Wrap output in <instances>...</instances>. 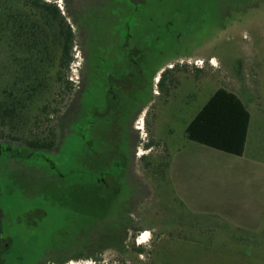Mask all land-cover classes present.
<instances>
[{"label":"rangeland","instance_id":"374dc122","mask_svg":"<svg viewBox=\"0 0 264 264\" xmlns=\"http://www.w3.org/2000/svg\"><path fill=\"white\" fill-rule=\"evenodd\" d=\"M141 14L140 59L122 71L105 58L107 32L93 31V81L77 91L87 113L73 134L59 44L47 39L42 62L30 65L36 52H17L10 36L0 45V104L23 103L27 121L0 130V143L14 145L4 154L28 146L31 131L55 128L57 145L65 140L37 162L0 157V227L10 240L2 264H264V0H142ZM81 62L64 73L83 78ZM219 89L251 114L242 157L187 137ZM56 107L65 114L45 122ZM34 209L46 215L33 227L22 217Z\"/></svg>","mask_w":264,"mask_h":264},{"label":"trees","instance_id":"16d2710c","mask_svg":"<svg viewBox=\"0 0 264 264\" xmlns=\"http://www.w3.org/2000/svg\"><path fill=\"white\" fill-rule=\"evenodd\" d=\"M44 5L46 7H44ZM44 5L41 0H0V45L7 41L10 36V39H12V46L18 49L17 52L20 53V51L22 52V50H24V52L31 57L34 55V52H36L34 59L38 60L40 58V50H47L50 47L47 40L48 33L41 30L43 22L45 21V24L49 26L52 24V20L56 19L58 24H60L61 20L59 19L60 14H57L59 13L57 8H54V11L51 9L50 5ZM44 8V13L46 14L42 13V9ZM9 32H11V34H9ZM59 32L60 35H57V38L60 40V43L57 44H59L58 47L61 48L62 57H64L69 50V35H66L67 31L62 24L60 25ZM26 60L28 65L38 64V61L33 63L30 61L31 59ZM22 61H24V59ZM59 68L60 72L57 74V81L59 83H64V88L67 89L68 92H71L70 82L68 79L65 80L62 76L63 68L67 69V67L61 65ZM28 72V78H30L33 73L35 74V71L32 73L30 69ZM164 76L165 75L161 78L162 81L165 80ZM36 91V87L32 89L33 93H36ZM24 109H26V107H24L23 103L19 104L13 102L10 106L0 104V130L3 132L4 128L9 127L12 133L20 132L22 127L27 123L26 119L22 116L25 111ZM43 113L45 114L44 120L47 123L51 122L49 117L51 113L57 114L58 118L65 114L57 107L56 110L52 111H47L46 109ZM250 123L251 114L242 99L233 92L219 89L192 120L186 129V133L188 139L192 142L230 155L242 157L246 151ZM40 131L41 129L38 133L36 131H31V141L26 140L30 148L33 149V151L30 152L29 159L33 157V159H35L36 153L43 151V149H45V151L52 150L57 144L58 135L55 128H50L47 132L43 130L41 133ZM12 138L17 140L16 136H12ZM61 146L63 149L65 140H63ZM16 149L19 151L14 153L15 156H26V153L21 152V148ZM44 162L45 165L49 163L46 159H44ZM53 168L56 169L57 167L54 166ZM101 189L97 188L99 194L103 196L102 198L105 201V192ZM114 241V238L110 239L109 244ZM89 258L88 256H81L75 259ZM58 263L62 264L63 262Z\"/></svg>","mask_w":264,"mask_h":264},{"label":"flooded vegetation","instance_id":"af4514ba","mask_svg":"<svg viewBox=\"0 0 264 264\" xmlns=\"http://www.w3.org/2000/svg\"><path fill=\"white\" fill-rule=\"evenodd\" d=\"M43 5L47 4L51 6V9L55 11L57 8L60 14L59 19L60 24L56 22V19L52 20V24L49 26L45 24V21L42 24L41 30L45 33H48L47 39L49 42H51L53 45L60 43V40L57 38V35H60V25L62 24L64 26V29L67 31L66 35L68 36L69 40V50L68 53L64 55V57H61L58 59V66L61 67V65H64L67 67V69L72 70V66L77 62L78 59L81 58V67H84L83 70L86 72V75L81 78L78 77V75L74 76V74H65V70L63 68V77L65 79H68L71 86V107H70V114H71V122L70 130L73 134V130L71 129L73 127V123L77 122L79 114L87 113L85 112L81 107L78 106V96L77 91H80L79 96L80 98L83 97V95L87 92H89V83L90 81H93V70L91 69V61H92V52L94 50L93 47V31L95 28L101 29V27L104 28V30L107 32V35L109 36L110 43L108 44L109 50H111V53H108L106 55V59H112L113 63L116 65L118 64L119 71H122L124 67L126 66H134L138 65L139 62V42H140V28H141V9H142V0H41ZM44 7H46L44 5ZM55 8V9H54ZM128 11V13H127ZM45 12V8L42 9V13ZM51 22V21H50ZM58 31V32H57ZM69 32V33H68ZM62 39V38H61ZM46 40V38H45ZM58 41V42H57ZM62 41V40H61ZM85 41V42H84ZM98 48V47H97ZM83 52V58H78V50ZM66 56V57H65ZM112 56V58H111ZM114 57V59H113ZM31 62L38 61V64L42 61L38 60H30ZM108 62V60H105V62ZM29 62V60H28ZM109 64V63H108ZM114 64L112 66L109 64L108 67H111L112 72L114 70ZM102 66V65H100ZM122 69V70H121ZM172 71V68H168ZM72 72V71H71ZM114 73V72H113ZM166 73V72H165ZM164 74V73H163ZM163 76V75H162ZM58 77V75H57ZM102 83L110 82L114 78V74L108 73L101 76ZM162 78V77H161ZM81 79L82 81H85L84 84L81 86ZM161 80V79H160ZM104 89V86H103ZM110 92V90L108 91ZM61 123V122H60ZM61 126V124H59ZM6 144V146L11 145L14 147L13 144H7V143H0V157L5 156V163H9V160H13L15 163H20V160H29L32 163L37 162L35 159H29L30 152L33 151V149L30 148V146L22 147L21 152L26 153V156L19 157L18 155H14L13 151L8 147L7 153L4 154L3 152V146ZM62 144H59L52 149L41 152H37L35 156H38L40 154H43L44 156H52L56 155L54 154L55 150L61 151L62 150ZM19 151V150H18ZM9 152V153H8ZM12 152V153H11ZM17 152V151H16ZM17 157V158H16ZM47 162H49L48 166H56L55 163H51L50 160L46 159ZM21 165V164H20ZM35 167V166H34ZM62 179H65V177H62ZM104 183L107 187L110 185L108 183V180L104 176ZM106 196V195H105ZM107 197V196H106ZM108 202V200H107ZM106 203V202H105ZM0 211V215H1ZM46 215L43 209H34L31 213L23 214V217H28L30 220L28 221L33 227L38 225L39 218ZM38 218V219H37ZM25 219V218H24ZM2 237L1 227H0V264L4 262V259L6 256H9V244L10 240L4 239ZM4 239V240H3Z\"/></svg>","mask_w":264,"mask_h":264},{"label":"bare ground","instance_id":"6f19581e","mask_svg":"<svg viewBox=\"0 0 264 264\" xmlns=\"http://www.w3.org/2000/svg\"><path fill=\"white\" fill-rule=\"evenodd\" d=\"M215 64V66H216V63H214ZM148 235H149V233L146 231V233L144 234V239H146V237H148ZM147 242V241H146Z\"/></svg>","mask_w":264,"mask_h":264}]
</instances>
